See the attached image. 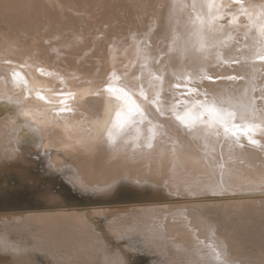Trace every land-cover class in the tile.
<instances>
[{"label": "bare ground", "instance_id": "obj_1", "mask_svg": "<svg viewBox=\"0 0 264 264\" xmlns=\"http://www.w3.org/2000/svg\"><path fill=\"white\" fill-rule=\"evenodd\" d=\"M134 1L0 0V99L20 102L0 115V208L27 209L0 212V264H264V68L209 77L219 1Z\"/></svg>", "mask_w": 264, "mask_h": 264}, {"label": "rangeland", "instance_id": "obj_2", "mask_svg": "<svg viewBox=\"0 0 264 264\" xmlns=\"http://www.w3.org/2000/svg\"><path fill=\"white\" fill-rule=\"evenodd\" d=\"M98 0H96V2H97ZM125 1V3L124 4H133V5H137V4H135V3H137V1H134L133 0V2H132V0H124ZM162 1V0H161ZM221 3H219V2ZM224 1V2H223ZM227 0H217V2L219 3V5H222V6H225L224 4H225V2H226ZM252 1V0H251ZM135 2V3H134ZM228 2H231V3H229V5H228ZM228 2H226L227 4L226 5H228V6H225V7H223V8H225L224 10L225 11H223V8L221 9V7L222 6H220V7H218V9H219V14L216 16V17H213V19H212V21H213V23H215V21H216V19H217V17H218V21H216V22H219V21H222V23L221 22H219L220 24V26H222L223 24L224 25H226V26H222L221 27V31L222 32H224L225 33V31H226V35H228V36H224V38H223V40L225 41V37L226 38H228V39H226V43L225 42H223L224 44H225V46H224V50H222V49H220V51H221V57L224 59L223 61L222 60H220V59H218V60H220V61H222V64H223V62L225 63V65H223V67L220 69L221 70V73H217V74H214V73H211L210 72V74H209V77H211V78H215V79H217V77L219 76V75H221V74H224V75H226L227 77H223L222 78V80H219V79H217L216 81H219L220 83H223V82H226V83H230V82H232L233 80H234V78H236L237 76H240L243 72H245V71H247V69H249V68H254L255 66H257V68L255 67V69H259V68H264V59H261V57H264V14H262V13H258V12H255V10L253 11L252 10V12L253 13H251V11L249 10V8H250V6H248V4L246 3L247 2V0L245 1V0H228ZM235 2H236V4H235ZM255 2V1H254ZM158 4L156 5V3H154V6L156 7L153 11L154 12H156L155 14H151L152 15V17L153 16H158V12L156 11V9H157V7H160L159 5H160V1H158L157 2ZM240 5H239V4ZM244 3H245V5H244ZM162 5L161 6H163L164 7V5H163V3H161ZM187 4H188V2L187 1H185L184 2V0H182V2H181V5H183V7H185L186 6V9H184L183 10V12L185 13V15H188V12L190 11L189 10V7L187 6ZM239 5V7L240 8H237V9H239V11H237V9L235 10L234 8H236V7H238V5ZM96 4L94 3V5H93V11H94V13L95 14H98L97 12H99V8H98V6L96 5ZM127 5V6H128ZM236 5V6H235ZM243 5H244V7H243ZM263 5V4H262ZM127 6H126V8H127ZM255 7V6H254ZM161 9H163L162 7H160ZM84 9V8H83ZM97 9V10H96ZM222 11H221V10ZM234 9V10H233ZM188 12H187V11ZM233 10V11H232ZM81 11H84V10H81ZM153 11H151L150 13H153ZM162 11H166V9H165V7H164V9L162 10ZM221 11V12H220ZM230 11V12H229ZM236 11H237V13H236ZM230 13V15H229V13ZM241 14H240V13ZM84 13H85V11H84ZM84 13H81L80 11L79 12H77V14H78V16L81 18V17H84ZM187 13V14H186ZM249 13L251 14V15H249ZM82 14V15H81ZM222 14H223V16H222ZM234 14V15H233ZM238 14H240L241 16H242V18H241V16L239 15V16H237ZM253 14V15H252ZM254 14H255V16H254ZM151 15H149V19L145 16V18L143 19L144 21H143V24L145 23V21H147L146 22V24L147 23H149V25H150V23H152L150 20H153V18L152 17H150ZM225 15H227V16H225ZM229 15V16H228ZM257 16V17H256ZM258 16H260V18L258 17ZM221 17V18H220ZM223 17V18H222ZM224 17H226V18H224ZM230 17V18H229ZM251 17V18H250ZM262 17V18H261ZM234 18H236L237 19V21H236V19H234ZM82 19V18H81ZM148 19V20H147ZM221 19H223L224 20V22H223V20H221ZM233 19V20H232ZM215 20V21H214ZM225 20H227V21H225ZM231 21L230 22V24L232 23V24H234V22H236V23H238V25L240 24L239 22L241 21L242 23L239 25V26H237V24L235 23L234 25H229V22L228 21ZM149 21V22H148ZM163 23L165 22V21H162ZM225 22H227L228 23V25H229V27L231 28V29H235V31H232L230 28H228L227 27V23H225ZM166 23V22H165ZM222 24V25H221ZM149 25H147L146 26V28H149L148 26ZM166 24H164L163 26H165ZM240 29H238L237 27ZM242 26V27H241ZM228 28V30L226 29V28ZM233 27V28H232ZM241 27V28H240ZM262 29V30H261ZM230 30V32H227V31H229ZM236 30H239V33L238 34H236L238 31H236ZM232 31V32H231ZM240 31H241V33H240ZM251 32V33H249L250 35H247L248 34V32ZM243 32L245 33L246 32V34L244 35L243 34ZM223 33V34H224ZM228 33V34H227ZM229 33H232V34H234L233 36H232V34H229ZM222 34V35H223ZM236 34V35H235ZM262 34V35H261ZM231 35V36H230ZM230 36V37H229ZM234 37V38H233ZM237 38V41H239L238 43H237V41H235V43H233L234 41L233 40H235L236 38ZM240 37H242L241 39H240ZM257 37V38H256ZM232 41H231V40ZM147 40V41H146ZM227 40L229 41V42H227ZM242 40V41H241ZM231 41V42H230ZM253 42V43H252ZM237 43V44H236ZM223 44V45H224ZM228 44H231V45H228V48H227V45ZM235 44V46H233V45ZM241 45V47H239L240 45ZM259 45V46H258ZM144 46H149V42H148V39H146V38H144V36H143V47ZM230 46H232V47H230ZM230 47V48H229ZM233 48V49H232ZM236 48H237V50H236ZM239 48V49H238ZM262 48V49H261ZM226 49H228V50H226ZM257 49V50H256ZM235 52H234V51ZM262 50V51H261ZM238 51H239V53H241V56H240V54H238ZM226 52V53H225ZM227 53H229V54H227ZM225 54H226V56H225ZM236 54V55H235ZM244 56H245V59L247 60L246 61V65L247 66H249V67H239L240 66V63H238V61L239 60H244ZM220 57V58H221ZM241 57V58H240ZM219 58V57H218ZM221 58V59H222ZM232 59V61H230L229 59ZM235 58V59H234ZM261 59V60H260ZM230 61V63L229 64H227L228 62ZM236 61V62H235ZM232 62V63H231ZM260 62V63H259ZM261 62H262V64H261ZM234 64V65H233ZM237 64V65H236ZM256 64H258V65H256ZM227 65V66H226ZM230 65V66H229ZM225 66V67H224ZM233 66V67H232ZM227 67H229V68H227ZM239 68H241V69H239ZM223 69H224V71H223ZM228 69V70H227ZM230 69H232V70H230ZM239 70L241 71V72H239ZM211 74H214L213 76L211 75ZM230 77V78H229ZM221 79V78H220ZM226 79H228V80H226ZM214 81V80H213ZM195 82H193V83H191L190 85L192 86V87H198L199 85V87H207V86H209L210 84H204V83H202V82H198V85H195L194 84ZM213 83H215V82H213ZM193 84V85H192ZM197 84V83H196ZM203 84V85H202ZM226 199H230V198H226ZM82 211H86V210H82ZM139 249V248H138ZM140 253H141V255L143 254L142 253V251L140 250L139 251ZM144 262V261H143Z\"/></svg>", "mask_w": 264, "mask_h": 264}, {"label": "water", "instance_id": "obj_3", "mask_svg": "<svg viewBox=\"0 0 264 264\" xmlns=\"http://www.w3.org/2000/svg\"><path fill=\"white\" fill-rule=\"evenodd\" d=\"M0 64L9 65L11 63L6 61V62H1ZM18 108H20L19 101H15L9 98L0 99V115H7V117H12L13 115H15V112H17ZM9 124H10V129H11L12 134L14 135L15 139L20 145L29 144V142L37 138V134L36 132H34L36 131V129L35 127H33V123L27 118L16 117L14 120L12 119L9 120ZM19 126H22V128L18 129ZM42 163L43 162L38 163L39 164L38 171L44 168L42 166ZM8 167H12V166H8ZM52 175H55L54 177H58V174H52ZM9 181H13L15 183L18 182L14 178H9ZM3 191L4 193H6L7 196H9L11 199H14V200L30 198L32 195L31 191H29L24 184L16 186L12 189H7L6 187L3 189ZM67 195L70 198H74V200L76 201V203H74L73 206H70V209H73L76 211H82L83 209L89 210L97 206V204L89 203L86 199L78 197L76 193H74L73 191H71V189H68V188H67ZM24 210H27V209L25 208H0L1 213H8V212H13V211L22 212Z\"/></svg>", "mask_w": 264, "mask_h": 264}, {"label": "snow or ice", "instance_id": "obj_4", "mask_svg": "<svg viewBox=\"0 0 264 264\" xmlns=\"http://www.w3.org/2000/svg\"><path fill=\"white\" fill-rule=\"evenodd\" d=\"M261 59H264V57H261Z\"/></svg>", "mask_w": 264, "mask_h": 264}]
</instances>
